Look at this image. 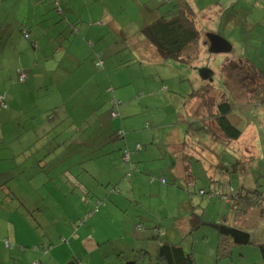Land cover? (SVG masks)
<instances>
[{
	"label": "rangeland",
	"instance_id": "obj_1",
	"mask_svg": "<svg viewBox=\"0 0 264 264\" xmlns=\"http://www.w3.org/2000/svg\"><path fill=\"white\" fill-rule=\"evenodd\" d=\"M17 1L10 2L7 8H1L2 13L6 15L5 9H7V17L9 19L20 15L23 17V23H25L27 18L33 24L35 22V10H37L33 5H35L36 0H23L27 3L26 6L21 8L16 7L20 3L12 5ZM44 1L50 0H41V4ZM58 1L61 8H63L66 0ZM69 1L71 3L66 5V11L69 15H66L67 18L63 20L65 24L71 19L77 26L83 25L86 28L93 27L91 21L96 19L103 23L98 24L93 32H89L87 40L92 43L93 55L101 56V60L105 63L104 69L117 75L112 80L118 81H113L111 84V87L115 90L117 101L120 99L124 105H129L133 109L129 111L130 114L128 116L130 117L126 118L122 109L119 108L118 118H113L110 110L112 105H108L109 101L111 102L109 93L93 96L94 89L91 86H80L81 83L84 84V80H90L89 74L84 75V70L80 71L77 69L72 72L71 69L64 68L66 60L62 59L64 56L62 53L55 54L47 50L44 54H41L36 63L37 70L35 68L31 72L27 69L22 70L24 74L28 75V81L21 85L22 83L18 81V78L21 81L20 76H24V74H17V70L16 74L10 73L19 64V61H17L18 57L11 61L10 57L3 56V51L10 54L13 49L10 45H6L3 49L4 41L0 40V99L5 98L9 110H12V107L17 109V112H7L10 115L8 118L0 117V138L3 135L5 136L4 143L9 148L22 147L19 153L16 152L18 153L17 161L0 163V172H7L2 176L18 177L17 181L21 185V188L17 189L18 193L13 194L14 191H11L10 187H17L18 183L9 181L8 186L5 188L6 191L10 192L8 200H6L5 195L0 200V203L1 201L9 202L5 206L13 209L12 213L3 215V209L0 207V218L6 219L4 225L0 227V239L3 242H0V246L5 248L2 252L0 251V264H66L74 257L80 258L84 264H154L156 262L157 242L150 239L153 235L150 227H154V223L162 225L163 231L167 233L166 239L168 241L178 242L182 239L178 238L176 234L169 236L172 232L170 226L174 225L173 211L175 207L172 204L169 206H166V204L161 208L157 206L149 210V204L146 207L144 206V210H136L134 206L125 214L115 212L112 214L113 216L107 217L108 221L117 226L116 221L127 219L130 215H139L137 221L146 222H143V230L140 233L135 230V234L131 231L129 238H125L126 232H122V240L119 237V239H98V242H95L97 245L93 244L92 248H90V241L84 239L85 231H89L91 221H94L97 216L104 214L103 208L108 204L99 207L97 200L91 197L92 191L88 190V188L86 190L76 188L77 183L69 180L68 173L74 176L77 175L79 182L84 188L89 182L90 186H95V180L87 177V174L84 173L85 171L80 172V170H86L91 173L95 170H102L101 175L104 176L110 173L114 168H112V164L109 163L107 157H104V153L111 151L112 147H114L119 151L109 154V156L114 157L116 153L118 154L119 160L125 166L124 176L122 177L127 181L131 180L132 176L135 175V173L130 175V165L134 160H125L122 156L127 149L121 146L122 140L111 137L116 138L118 132H121L122 134L124 133L123 135L124 137L126 136V139L128 136L134 137L135 135L146 138L151 136L149 132L161 129L162 133L159 138L162 142L166 138L165 135L169 133L168 127L164 126L175 123L177 112L190 116L192 115L190 110H192L193 106H196V104L205 105L208 98L201 99V101L194 104L187 99L190 93H193V90H197L203 82L206 87L208 86L212 90L209 95L210 105H213L216 100L219 102L222 96L232 97L238 104L247 103L249 97L254 94L253 90L261 82V79H264V23L262 22L264 21V2L237 0L240 12L236 14L232 12L227 14V16L224 15L226 13L224 12L223 15L227 19V25L223 24L220 27V18L215 15V11L221 6L223 11L227 9L223 4L225 5L228 0H187L196 3L198 8H204L203 10L205 11L212 9L207 14L204 13L206 14L203 22L205 30L212 31L213 28H217L219 36L232 46L231 52L219 55H212L208 52L209 48L207 50L205 48L199 54V58L194 61L192 67L188 68L182 65L180 61L162 62L159 59V61H156L142 53L137 54L131 47L135 44V40L142 42V39H138L139 31L153 21L151 11L164 13L166 6L161 0H105L106 6L101 1L93 5L90 2L87 4L84 0ZM174 1V3L177 2V0ZM78 6L81 8L79 9ZM40 9L41 7L38 8V16L40 15ZM42 9L44 10V7ZM227 11L229 12L230 10L227 9ZM96 13L98 14L96 15ZM45 14L57 22L59 19L61 20V18L54 15L51 9ZM258 21L259 24L256 25L255 23ZM6 25L7 29L3 32H10L14 24L12 23L11 27L7 23ZM86 30L82 29V37L87 34ZM13 41H15V38ZM15 42L8 43L14 44ZM23 43L29 46L27 40L23 39ZM238 60L246 61V63H240ZM10 62H12L11 66L9 65ZM58 64H60L59 70H55L51 74L55 75L56 81L62 80L71 85L62 90V96L66 98L68 106H65L53 86L43 83L46 81L44 76L40 78L33 76L44 73L41 69H51ZM250 65L256 71L260 70L263 72V75L261 77L256 76L254 71L249 68ZM203 68L212 72L211 80H203L200 74V70ZM104 78L107 80L106 77ZM35 79L38 83L42 81L49 90L48 96L37 99L36 103ZM242 81L244 84H242ZM120 83H126L128 86L118 89V87L124 86ZM52 84H54L53 80ZM262 87L264 88V86ZM78 88L82 90V94H78ZM9 99L13 101L10 102L11 100ZM85 99L92 101L91 109H98L99 112L103 109L106 113V115L102 116L103 127L104 130L109 128L110 134H104L103 140L111 138L113 139L112 144L102 142L100 150V141L96 143V139H100V125H90L87 134H82L76 138L81 140V146L72 144L70 146L71 149H68V152L67 150L65 151L66 156L70 154L67 159L61 163H56V165L54 162V168L51 167L50 169L52 162L46 167L49 174H51L48 177L50 179L49 182L45 172L35 175V160L38 159L39 154L44 153L38 151L40 141L42 138H46V132L43 128L50 130L48 134L49 142H52L51 139L55 134L67 130L68 124L74 130V125H78L75 123L76 121L68 119V116L65 122V117L60 114H66V110H68L69 113L67 115H74V113H77L78 107H83L81 101ZM57 100H60L61 106L64 105L63 109L51 110L52 107L57 105H52L51 103ZM39 106L49 111L46 114L39 112ZM3 113H6L5 108ZM49 117L51 119L54 118V121H49ZM250 120L251 125L246 135L238 144L234 145L241 149V152L232 150L236 155L241 153L240 169L238 172H234L230 179L229 176L231 175L228 172L219 169L218 173L228 177L219 181L224 188L225 183L227 188L233 186L235 189L239 188L238 183L240 187L244 183L246 184L245 189L249 193L244 191L241 199L235 200L236 203L233 202V207L240 205V212L235 209L230 210L231 207L228 205L218 204L220 201L216 198L215 202L212 203L211 210L205 214H202L203 210L198 213L200 217L203 216V219L221 221L223 214L230 213L227 217V223L235 225L234 223H239L244 219V211L247 212L248 216L250 211H252L250 209H255L258 202L264 203V104H259L254 108L250 114ZM41 122V127L36 126ZM188 125L190 124H185L184 127ZM192 125L197 127V121L192 119ZM199 128L204 131L202 125ZM11 129L19 130L20 136H15ZM146 143L148 144L149 141ZM166 143L168 142L166 141ZM134 148H136V145ZM242 148L244 149L242 150ZM49 151L52 153L50 157L53 155L58 156L55 159L56 162L63 159L64 151L56 150L53 152V148H49ZM144 151H141L143 155ZM2 152L0 151V154ZM133 153L136 152L133 151ZM150 156L151 150H149V156L146 155V161H151ZM152 158H154L153 154ZM90 159L92 162L89 163ZM227 159L230 161L229 158ZM80 162L83 164L80 165ZM156 165L159 166L161 163L157 161ZM95 166L97 169L94 168ZM65 171L66 174L63 177L59 176V173ZM135 177H133V180H135ZM147 177L149 179L150 176ZM37 178H42L43 181L37 182ZM169 185L175 188L180 187L179 184L169 183ZM210 186L211 184L208 185L198 181L195 185V191L191 192L192 198L195 201H201V198L207 196L199 195V191L202 189L207 190ZM213 186L216 189L220 187L218 183H213ZM180 188L182 189V187ZM88 191L90 192L88 193ZM35 192L41 193V198L35 195ZM99 192L103 193L100 190ZM124 193L127 194L125 191H121L122 195ZM101 201L105 202V199L103 198ZM168 208H171V210H168ZM97 209H99V213L87 216L90 212H95ZM167 211L169 215L164 218ZM258 215H260V212ZM249 220L251 222L248 223V228L253 233V239L264 241V216L258 220H253L252 217H249L247 222ZM257 223H261L262 226L260 227ZM254 224L256 226H253ZM179 226L186 229L188 223H180ZM211 231L213 230H211L210 226L203 225L193 235L182 240L186 251H191L193 255L198 252L197 258L200 260V264H212V260L208 258L209 248L199 246L196 243V237L199 232L211 234ZM90 232L94 233L97 240L98 234L94 226ZM184 235L182 234V236ZM145 238L152 241H146ZM5 242H8L7 247H4ZM254 250L256 249L254 248ZM233 253L234 255L232 254L231 258L222 260L221 264H264L262 257L256 261L257 257L255 256H248V258L244 256L242 258L239 249L233 250ZM214 263H216L215 260Z\"/></svg>",
	"mask_w": 264,
	"mask_h": 264
},
{
	"label": "crops",
	"instance_id": "obj_2",
	"mask_svg": "<svg viewBox=\"0 0 264 264\" xmlns=\"http://www.w3.org/2000/svg\"><path fill=\"white\" fill-rule=\"evenodd\" d=\"M13 1L14 0H0V12H1L0 38L1 37L3 38L6 36L7 40H9L7 41L6 45L7 46L10 45L13 49V52L10 54L4 51L2 54L5 57L6 56L10 57L11 61L13 59H17L18 57L17 61H19V64H17L15 68H13V70L10 71L11 74L12 73L16 74V70H17V74H20V73L24 74V72L22 71L24 69H27L30 72L34 68L35 70H37L36 63L38 59L40 58L41 54H44L45 51L47 50L50 53H53V52L55 54L62 53V55L65 56V58L63 56L62 59L66 60V64L64 65V68L71 69L72 72L73 70H77V69L80 71L84 70V75H86L87 73L89 74L90 80L89 81L84 80V84L81 83L80 86H83V87L91 86L94 89L92 93L93 96H96L98 94L99 96H101V94L102 95L103 93L107 94L108 92L111 98L115 97L116 99V93H115V90L111 87V84L113 83V81H118V80H112V78L117 75L114 73L108 72L107 69L106 70L104 69L105 63L104 62L102 63V61L98 60V55L96 56L93 55L94 53H93L92 43L87 40L89 36V32H93L96 26H98V24H102L101 22H99L100 21L99 19L91 21V23L93 24V27H88V28L84 27L83 25H81L80 27L77 26L75 23H73L71 19L68 21V24L74 27V30H73L72 27L67 28L68 26L67 24H65V22L56 24L55 23L56 21L53 18L45 14V13H48V10L51 9L54 12V15L55 16L57 15L54 11V6L52 4L54 3V1H58V0H50L47 2L44 1L43 4H41V0H36L35 5H33L37 9L35 10V22H33L32 24V22L30 23V21L26 18L25 23H23V17L20 15L18 16L16 15L14 16L15 18L9 19L7 17L8 16L7 9H5L6 15L2 13L1 8L3 9L7 8V5L10 4V2L12 3ZM84 1L87 4L90 2L91 5H93L96 2L101 1L104 4V6H106L105 0H84ZM17 3H20V4L17 5L16 7L21 8L23 6H26L27 2L23 0L19 2L18 0L16 3H13L12 5H15ZM68 3L70 4L71 1L66 0V2L64 3V7L62 8L61 16L63 18H67L66 15H69L68 12L66 11V5ZM223 6H226L227 9L236 8L238 11H236L235 13L240 12V9L237 6V0H228V2L225 3V5L223 4ZM40 7H41L40 15L38 16L39 14L38 8ZM42 7H44V10L42 9ZM78 7L79 9L81 8L80 6ZM85 7L87 8V6ZM195 7L198 10H201L202 12H205V13H208L209 11V9L206 11L203 10L204 8L200 9L198 8L197 5ZM220 8H222V6ZM97 14L98 13H96V15ZM155 14L157 15V13ZM156 18L157 16L155 17V19ZM262 22L264 23V21ZM6 23L10 25V27L12 26V23L14 24L11 27L12 30L10 32H3L7 29ZM255 24L258 25L259 21ZM21 29L26 31V33L29 35V39L27 40V43L29 44L30 47L27 46L25 43H23L24 37H23L22 32H20ZM82 29H85V30L88 29L86 30L87 34L84 37H82L81 35ZM14 38H15V41L17 40L16 42L13 41ZM138 39H142V42L135 40V44L131 46L133 47L135 52L137 54L142 53L143 55H146L149 58H153L154 60L159 61L160 59L155 55L154 50L150 46L146 45L141 35L138 36ZM8 42H15V43L9 44ZM5 46H3L2 48L4 49ZM231 51H232V46H231ZM212 55H215V54H212ZM95 59L97 60L95 61ZM98 62H101V66L98 65ZM11 64L12 62H10L9 65L11 66ZM59 66L60 64L53 66L51 69H48V68L41 69V71H43L44 73L33 75V76L37 78L44 76L46 78V81L43 83H46V84L48 83L49 86H53V89L55 90L56 94L61 97L65 106H68L66 102V98L62 96L63 95L62 90L63 88L70 87L71 85L62 80L59 82L56 81L54 77L55 75L51 74L53 71L59 70L58 69ZM19 69L20 71L18 72ZM104 77H106L107 80ZM24 79H25L24 83H26L28 81L27 80L28 75L24 74ZM52 80L55 85L52 84ZM18 81H19V78H18ZM36 81L37 80L35 79V95H36L35 103L37 99L39 100V99L45 98L46 96H48V93H49V90L47 89V87H45L42 81H39V83ZM106 82H107V86H106ZM24 83H22L21 85H24ZM120 84H123L124 86H120L118 87V89H122L128 86L126 85V83H120ZM204 84L205 83L203 82L199 87L203 86ZM44 88H45V91H44ZM78 94H82V90H80L79 88H78ZM9 100H11L10 102L13 101L12 99H9ZM199 101H201V99L196 97L195 99H193V101H190V102L194 104ZM51 104L52 105L57 104L56 106L52 107L51 110L63 109L64 107V105L61 106L60 100H57L56 102L53 101ZM81 104L83 105V107L82 106L78 107L79 109L76 111L77 113H74V115H67V113H69L68 110H66L67 112L66 114L65 113L60 114L62 115V117H65L64 119L65 122L68 116H69L68 119H74L76 121L75 123L78 125H74L75 126L74 130L72 126L68 124L67 130H64L63 132H59L58 134H55L53 138L51 139L52 142H49L48 134L50 133V130L43 128L44 131L46 132V138L44 139L42 138V140L40 141V148L38 149V151L39 152L42 151L44 153L39 154L38 159L35 160V168H36L35 175H39L45 172L47 174V181L49 182L50 179L48 177L51 174H49L46 167L52 162L50 169L51 167L54 168L56 163H61L65 159H67V157L70 156V154H67L66 156L65 151L67 150L68 152V149H71L70 146L72 144L81 146L82 145L81 140L80 139L77 140L76 138L78 136L80 137V135L82 134H87L88 133L87 130L90 128V125L91 126L98 125V124L100 125V131H99L100 139H96L97 140L96 143L100 141L99 143L100 150L102 148V145H101L102 142H105L106 144H110V143L112 144L113 139L111 138L122 140L121 146L123 148L126 147L127 151H129V161L130 160L132 161V159L134 160V162L130 165V169L134 171H138V173H135V175L132 176L131 180L127 181L125 180L124 177H122L124 176L125 166L119 160L118 154L116 153L114 157L109 156V154L119 151L118 149L114 147H112L111 151L104 153L105 154L104 157H107V159L109 160V163L112 164V168H114L110 173L104 176V175H101L102 170H95L93 173L87 172L86 170H80V172L85 171L84 173L87 174V177H91L95 180V186L93 187L92 185L90 186V182H89L87 186L85 187V188H88V190L92 191V194H91L92 199L101 201L104 198L105 202L104 201L103 202L105 203V206L108 204L105 208H103L104 214H102L101 216H97L96 219L94 221H91L90 223L91 229L94 226V228L97 231V234H98L97 239L103 240L105 238H117V239L121 238L122 240L123 238L122 232H126L124 235L125 238H129L128 236L131 233V231L132 233L135 234L136 225L138 223H141L137 221V217H139V215H135L133 213L134 215H130L127 219H120L119 221H116L117 226L114 223L108 221L107 217L113 216L112 214L115 212L119 214H125L128 212V210H130L134 206L136 207L135 208L136 210L137 209L144 210V206L146 207V205H149V204H150L149 210H151L152 208H156L157 206L161 208L163 205H166V204H167L166 206H169L172 204L175 207L173 211V215H174L173 224L174 225L170 226V228H172V232L169 234V236L172 234H176L178 238L179 237L182 238V234H185L188 231L191 216L198 215V213L201 212V210H203L202 214H205L207 211L211 210L212 203L215 202L216 200V199L209 200L206 197H203L201 198V201H198V200L195 201V199L192 198L191 192L195 191L196 183L198 181H201L204 184L205 183H207L208 185L211 184V186L208 188L209 189L211 188L212 190L218 192L220 195H227L229 192V188L233 187V186H230L229 188H227L226 183H225V188H224L219 181H222L223 179H227L228 177L225 175H219L218 173L220 171L219 169H221V166L223 167V166H226L227 164L231 166H236L235 160L238 161L237 157H239V155H236L235 153H233L232 150L241 151V149H239L238 147L234 145L238 144L242 140V138H240L236 142L235 141L230 142L229 139H227L218 130V128H216V126L213 124L214 121L213 123L211 122L210 115L215 114L217 110L214 104L213 105H210V104L197 105L196 104V106H193L192 110H190L192 111V115L190 116L184 113L180 114L177 112L175 123L173 125L164 126V127H168L169 133L165 135L166 138L165 140H162V142L159 138L162 133L161 129H157L156 131L149 132L151 136H148L146 138L135 135L134 137L128 136L126 139V136L124 137L123 135L122 137H119L117 134L116 138L111 137L110 139L106 138L103 140L104 134H110L109 128H106V130H104V127H103L102 116L106 115V113L103 111V109H101L100 112L98 111V109L97 110L91 109L93 103L90 100H87V99L82 100ZM109 104H111L110 101L108 105ZM119 108L122 109L123 114L126 116V118L130 117L128 115L130 114L129 111L133 109L132 107H130L129 105H124L123 101L121 100V105L119 106ZM210 109L212 110L211 114H210ZM3 110L4 109L2 108L0 110L1 118H4V117L8 118L10 115H8L7 112H17V109H13V107H12V110H9V106L5 109L6 113H3ZM48 111L44 110L43 107L39 106V112L46 114ZM35 113H36V109H35ZM115 118H118V112ZM49 119L47 120L52 121V122L54 121V118L51 119L49 117ZM192 119L197 121V127L192 125ZM185 124H190V125L184 127ZM207 124L208 126H206ZM41 125H42V122L37 124L36 126L41 127ZM201 125L203 126L204 131L200 130L199 126ZM191 128L193 129L191 130ZM11 132L15 134V136L17 137L20 136L21 134L19 130L17 129ZM147 141H149L148 144L146 143ZM166 141L168 143H166ZM0 142H2L0 144V151H3L0 154V163H4L8 161L9 162L17 161L18 153L20 152L21 150L20 148L22 147L9 148L7 144L4 143L5 142L4 139H1ZM135 145H136V148H134ZM4 147H7V148H4ZM85 147L87 146L85 145ZM49 148H53V152H55L56 150L64 151L63 156H62L63 159L56 162L55 159L58 156L53 155L52 157H50L52 153L49 151ZM243 149L244 148H242V150ZM142 150H145L144 151L145 156L141 153ZM149 150H151V156L149 157L151 158L150 159L151 161H146V158H147L146 155L149 156ZM4 151H6V153H4ZM133 151H135L136 153H133ZM152 154L154 155V158H152ZM184 157L186 158L184 159ZM227 158H229L230 161ZM124 159L126 160L127 158H124ZM157 161H159L161 165L157 166L156 165ZM54 162H55V165L53 164ZM90 162H92L91 159L89 160V163ZM79 164L81 165L83 163L80 162ZM155 167L157 168L153 169ZM94 168L97 169L96 166ZM221 170H223L224 172H227L224 169H221ZM236 172H238V169L237 171H235V173ZM6 173L7 172H0V176L2 178H5L2 180V178L0 177V200L2 199L3 195H5L6 200H8V194L10 192L6 191L5 188L8 186L9 181L18 183V185H16L17 187L15 186L10 187L11 191H14L13 194L18 193L17 189L21 188L20 183L17 181L19 178L18 177L16 178L15 176H11V177L2 176ZM64 174H66V171L59 173V176L63 177ZM228 174L231 175L229 176V179L232 178L233 173L230 174L228 172ZM68 176H69V180H72L73 182H75L76 180L77 182L75 183H77L78 185L81 184V182H79V177L77 175L74 176L71 173H68ZM147 176H150L149 179L155 178L156 180L154 181V183L150 184ZM133 177H135V180H133ZM159 179H165L166 185L164 186L161 185L158 181ZM36 181L41 182L43 181V179L37 178ZM169 183H172L175 185L179 184L180 187H182V189L179 186L177 188L172 187L169 185ZM213 183H218V186L220 187L216 189V187L213 186ZM238 187L240 188V190H243L246 188V184L244 183L240 187L238 183ZM115 188H117V190L119 191L118 193H115L114 191H112ZM99 190L102 191L103 193L99 192ZM237 190L240 191L239 189ZM1 191H3V193H1ZM121 191H125L127 194L124 193V195H122ZM89 192L90 191H88V193ZM35 195L41 198V193L35 192ZM219 201H220V198H219ZM7 203L9 204V202H5V201H1L0 203L1 204L0 207L1 209H3V215L13 212V209H9L8 207L5 206V205H8ZM234 203H236V201ZM234 203L231 204L230 210L235 209L238 212H240V205H235L233 207ZM218 204H223V203L220 201ZM168 210H171V208H168ZM250 210L252 211H250L248 216H247V213L243 212L244 219L243 220L241 219L242 221L239 223H234L235 226H239V227L246 228L247 230H249L248 223L251 222V220L247 222L249 217H252L253 220L261 219V216H260L261 214L258 215L259 212L262 211L261 209L252 208ZM229 214L230 213L223 214L221 221L227 222V217L229 216ZM168 215L169 213L167 211L166 216L164 218H166ZM5 220L6 219L0 218V227L4 225ZM180 223H183V224L188 223V227L184 229L182 226H179ZM154 224H157V223H154ZM257 225H260V227L262 226L261 223H257ZM158 226L162 227L161 224H158ZM253 226H256V224H254ZM85 234H84V239L86 238ZM251 234H252V238H254L252 232ZM214 238H215V233L213 231H211V234L210 233L203 234L202 232H199L196 237V243L199 246H206L209 248L208 258L212 260V264H216L214 263V260L216 261V254H215L216 244H215ZM87 240L90 241L89 242L90 248H92L93 244L97 245L95 244V242L97 243L98 240L96 239L95 240L87 239ZM253 241L254 243H256L255 246L251 245V246H246V247H240L237 249H239V253L241 254L242 258L244 256L246 258H248V256H251V257L255 256L257 257L256 259L257 261L260 257L264 258V249L263 251L260 249L261 245H263L264 247V241H257L256 239L255 240L253 239ZM0 242H2L1 239H0ZM99 244H100V241H99ZM254 248L256 250H254ZM3 249L5 248L0 246L1 252L3 251ZM196 259L198 263L200 264V260L197 258V256H196ZM219 263L221 264L222 261H220Z\"/></svg>",
	"mask_w": 264,
	"mask_h": 264
},
{
	"label": "trees",
	"instance_id": "obj_3",
	"mask_svg": "<svg viewBox=\"0 0 264 264\" xmlns=\"http://www.w3.org/2000/svg\"><path fill=\"white\" fill-rule=\"evenodd\" d=\"M259 2H264L262 0H257ZM163 4L165 3L166 9L164 10V13H157V15L152 12V18L154 19L150 24L145 25L141 28L139 31V35L142 36L144 42L146 45L150 46L153 50L155 55L162 61V62H175L180 61L182 65H185L188 68L192 67V64L194 61L199 58V54L203 49L209 48V35H216L219 36L217 33V28H213L212 31L205 30L204 27V18L206 17L204 14L205 12H202L201 10H198L195 6L196 4L194 2H190L187 0H177L176 3H174V0H161ZM54 6V11L57 14L56 17L61 18L59 21L55 22L56 24L63 23V20L66 18H63L62 15V8L59 5L58 1H54L52 4ZM218 10L215 11V15L219 17V24L220 27L224 25H227V19L225 16L227 14L232 13L236 14L235 12L238 11L236 8L232 9L230 8L229 12L227 9L224 11L222 8H217ZM236 9V10H235ZM212 10V9H209ZM222 10V11H221ZM159 11V10H158ZM226 12L224 15L223 13ZM157 18L155 19V17ZM223 15V17H222ZM154 16V17H153ZM222 17V20H221ZM210 19V17H208ZM62 21V22H61ZM65 22V21H64ZM98 23V22H97ZM67 28H71L74 30V27L72 25H69L68 22ZM103 24V23H102ZM22 32L23 37L25 40L29 39V35L24 30H20ZM220 37V36H219ZM0 40L4 41L5 46L7 41L6 36L1 37ZM97 59H95L96 61ZM98 60H101V56L98 55ZM240 63H246L243 60H238ZM103 63V61H102ZM251 70L254 71V74L256 76L261 77L263 75V72L260 70H255L252 65L249 66ZM259 71V72H258ZM21 74V73H20ZM253 74V75H254ZM21 81L19 82L24 83L25 79L24 76H20ZM261 79V78H260ZM262 82V83H261ZM261 82L258 83V86L253 90L254 94H252L249 99L247 100V103L238 104L232 97H220L219 101H214L213 104L216 106V113L210 115L211 122L218 128V130L227 138L230 142H236L240 138H244L245 134L247 133V130L250 128L251 120H250V114L254 110V108L259 104H264V79H261ZM242 84L244 82L242 81ZM200 88V89H199ZM197 90H193V93L191 92L189 97L187 99L189 101H193L196 97L199 99H206L208 98L207 102L205 104H210L209 102V95L210 92H212L211 88L208 86L206 87V84L199 87ZM111 89V88H110ZM112 91V90H111ZM191 99V100H190ZM1 108L6 109L8 106L5 102V98H1ZM111 116L115 118L117 116L118 108L121 105V101H117L114 97L111 98ZM212 113V110L210 109V114ZM111 117V118H112ZM208 126V124L206 125ZM13 131V129H11ZM124 134V133H123ZM123 134L121 132H118V136L122 137ZM2 136V135H1ZM4 135L2 138L4 139ZM0 138V139H2ZM7 148V147H4ZM240 151V150H239ZM241 152V151H240ZM241 153L239 154V157H237L238 161L235 160L236 166H231L227 164L226 166H221V169L226 170L230 174L234 173L239 170V167L241 166ZM124 158H127L126 160H129V151H125V154L123 155ZM186 157H184L185 159ZM223 165V164H222ZM131 173H138L137 171L130 170ZM75 180V179H74ZM156 179L150 178L149 183H154ZM161 185H166L165 179H159L158 180ZM162 181H165L163 183ZM75 182H77L75 180ZM76 188H79L81 190H86L81 184H77ZM240 190V188H238ZM115 193H118L119 191L117 188L113 189ZM247 191L246 189L238 191L234 187H230L229 192L227 195H220L218 192L212 190L211 188L205 190L202 189L199 191V195L201 196H207L206 198L209 200L219 199L224 205L231 206L235 200L241 199L243 192ZM255 192V191H254ZM257 193V192H255ZM248 198V197H245ZM98 206H104L105 203L103 201L98 200L97 201ZM257 207L261 209L260 212L261 216H264V203H257ZM98 207V208H99ZM245 212V211H244ZM99 213V209H97L95 212H90L87 216H91L92 214ZM247 213V212H245ZM261 217V218H262ZM141 223H138L136 225V232H141L144 228L143 222L138 221ZM146 223V222H144ZM149 223V222H147ZM188 230L184 236H182V239L178 242L173 241L170 242L168 239H166L167 233L163 231L162 227H159L158 224H154V227H150L152 229V237L150 239L156 240V262L154 264H199L196 256L198 255L197 252H195L193 255L191 251H186L183 247V239H186L193 235L196 230L201 228L203 225H208L212 228V230L215 232V252H216V263H219L222 260H227L232 257L233 250L240 248V247H246V246H255L256 243H254L252 234L249 230L246 228H242L239 226L231 225L224 221H209L207 219H203V216L200 217L199 215H193L190 218ZM91 226V224L89 225ZM143 227V228H142ZM89 231H85V237L87 239H93L95 240L94 233H91L90 230L91 227H89ZM85 238V239H86ZM108 239H115V238H108ZM145 240L146 241H152V240ZM98 240V239H97ZM100 240V239H99ZM260 249L263 251L264 247L263 245L260 246ZM264 259V258H263ZM136 262V261H132ZM66 264H82L80 258L74 257L73 259L69 260ZM151 264V263H150Z\"/></svg>",
	"mask_w": 264,
	"mask_h": 264
},
{
	"label": "water",
	"instance_id": "obj_4",
	"mask_svg": "<svg viewBox=\"0 0 264 264\" xmlns=\"http://www.w3.org/2000/svg\"><path fill=\"white\" fill-rule=\"evenodd\" d=\"M209 53L211 54H227L231 51V45L223 38L216 35H209ZM200 74L204 80H211L212 72L209 69L200 70Z\"/></svg>",
	"mask_w": 264,
	"mask_h": 264
},
{
	"label": "built area",
	"instance_id": "obj_5",
	"mask_svg": "<svg viewBox=\"0 0 264 264\" xmlns=\"http://www.w3.org/2000/svg\"><path fill=\"white\" fill-rule=\"evenodd\" d=\"M98 65L101 66V62H98ZM163 183H165V181H162ZM5 246H8V242H5Z\"/></svg>",
	"mask_w": 264,
	"mask_h": 264
}]
</instances>
